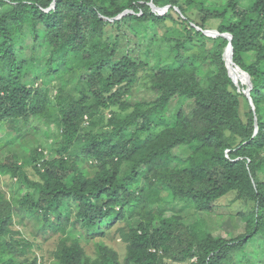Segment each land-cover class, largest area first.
Masks as SVG:
<instances>
[{
	"label": "trees",
	"instance_id": "obj_1",
	"mask_svg": "<svg viewBox=\"0 0 264 264\" xmlns=\"http://www.w3.org/2000/svg\"><path fill=\"white\" fill-rule=\"evenodd\" d=\"M208 1L0 0V123L28 131H38L35 121L45 129L53 123L63 137L62 155L32 159L40 180L28 177L25 158L0 163V175L28 186L9 198L0 193V264H38L37 257H25L35 241L15 237L22 233L13 229L16 212L33 217L35 238L61 236L50 264H118L114 250L100 247L93 261L68 236L70 228L90 234L116 222L124 223L119 233L134 264H244L238 255L264 236V0L250 6ZM152 4L170 7L159 14ZM189 8L200 11V21ZM211 20L233 36L234 66L252 78L255 110L247 86L229 73L224 54L230 40L203 32ZM168 21L177 24L172 32ZM135 25L147 37H156L149 32L154 26L170 30L166 58L161 45L155 51L164 65L151 68L130 48ZM195 38H210L215 47L206 53ZM124 41L128 50L119 56ZM209 59L217 69L204 85L198 71ZM141 73L155 98L132 103ZM63 75L85 85L77 99L67 98L62 87L55 99L42 88ZM175 98L193 100L195 108L191 115L178 110L171 122L168 107ZM106 113L108 130L96 131ZM230 193L251 204L245 232L237 236L214 235L202 219L189 224L180 214H164L165 203L175 201L212 212Z\"/></svg>",
	"mask_w": 264,
	"mask_h": 264
},
{
	"label": "rangeland",
	"instance_id": "obj_2",
	"mask_svg": "<svg viewBox=\"0 0 264 264\" xmlns=\"http://www.w3.org/2000/svg\"><path fill=\"white\" fill-rule=\"evenodd\" d=\"M184 3L187 0H182ZM228 0H209L207 3L211 4L214 2H219L220 4H224ZM254 0H243V4L245 6H250ZM159 14H163L158 12ZM190 17L201 20V13L199 10L189 8ZM177 17L176 14H174ZM172 30L176 27L175 21L167 22ZM218 21L211 20L209 22V29L214 30ZM151 28V27H150ZM135 29L138 35L132 38L129 36V39L132 41V45L130 48L135 50L136 56L139 59H144V61L148 62L151 68L157 69L160 65H164L166 60H164L167 56L166 47L170 44L168 42V36H170V30L166 29L163 26H154L151 31L157 34L156 37L151 34L150 36L144 35L143 28L139 25H135ZM127 41V39H125ZM124 43V44H123ZM123 47L119 51V56L124 54L128 47H126V42L124 41ZM204 43V51L207 53L211 49L215 47L214 40L208 38L205 40L195 38L194 44L197 46L202 45ZM161 45L163 51V58L157 59L155 55L156 48ZM127 49V50H126ZM250 59L252 60L251 56ZM200 64V62H199ZM236 67V66H235ZM35 69V68H34ZM217 69L216 65L212 62V60H208L206 62L201 63V66L198 71L199 78L203 81L204 85H207V81L205 80V76L208 72H215ZM36 70V69H35ZM44 71V69H43ZM237 74V73H236ZM144 74L141 73L140 79L137 82L135 88L132 89L129 101L132 103H136L139 101H150L155 98L153 92H150L147 87L144 86L143 82ZM243 78L237 75V81H241ZM58 81H53L52 78L49 79V83L42 86L45 88L47 94H50L52 98L55 99L59 96L57 93V88H63L64 95L67 98L77 99L80 94L86 90V87L83 83H81L76 77L69 78L65 75L57 78ZM52 82V83H51ZM56 86V88H55ZM61 88V89H62ZM62 91V92H63ZM248 97V94H246ZM249 103L252 105L249 97ZM246 99L242 101V112L246 111ZM57 104V101H55ZM168 112V120L171 122L174 120L175 114L178 110L183 109L188 115H191L194 108L195 103L193 100H184L175 98L169 105ZM120 116H125L127 112L118 111ZM110 114L106 113L104 121L101 120L96 127V131H106L109 128ZM96 121H99L97 118ZM36 126H38V131L30 130L28 131L24 127L15 126L12 127L9 123H0V163L8 162L12 163L14 159L17 160H25L27 159L30 163L26 166V172L28 177L31 180H40V177L35 168V163L32 162V159L35 157L37 159H51L54 157H58L62 155L60 153V149L63 144L62 131L58 128L56 124H51V127L46 128V126H42V122L35 121ZM88 120L86 119L85 127L88 131L91 128ZM41 128V129H40ZM94 128V127H93ZM134 126L128 129L129 133H132L134 130ZM75 150L81 147V144L74 143ZM184 153V152H183ZM34 160V159H33ZM127 165L125 166V170ZM144 181H140V185L143 186ZM21 188H28V186L21 181L18 177H12L9 173H4L0 175V193H3L7 198L11 196L13 192L18 193ZM30 192L34 196H38V190L31 188ZM16 195V194H15ZM162 195L168 198V190L163 189ZM14 200V199H13ZM17 198L15 199V203L17 202ZM154 207L156 206L153 205ZM165 216L170 217L174 214H180L184 217L185 222L191 224H197L199 220H205L207 222L208 228L214 235H224L226 236L229 233H232L233 236H237L245 232V225L247 224L246 214L249 213L251 209V204L245 202L244 200L235 199V194L230 193L227 196L222 197L218 201L215 202L213 206L212 212H204L198 211L193 204L187 203L184 201H175L174 203H165ZM15 223L13 224L14 230H21L22 233L15 234V237L20 239L23 236H27L29 239L34 240V245L31 248H28L25 254V257L32 259L34 257L38 258V264H50V262L54 259V252L57 250L61 236L59 234H55L49 239H44L42 235H38L36 238L33 234V229L36 225L34 219L31 215L26 212H16L14 216ZM124 223L116 222L111 227H103V229L99 230L97 228H92L90 234L83 228L77 229H69L68 236L70 238V242L74 239H78L82 245L84 246L86 254L90 257L91 260H96L99 257L100 247H107L117 255L118 264H134L127 260V243L121 238L119 233V228H121ZM257 242L251 243L246 253H240L238 258L240 262L244 264H264V236L258 235ZM261 246V247H260ZM263 246V248H262ZM22 258V257H21ZM168 264H190L187 262H172L170 260L167 261Z\"/></svg>",
	"mask_w": 264,
	"mask_h": 264
},
{
	"label": "water",
	"instance_id": "obj_3",
	"mask_svg": "<svg viewBox=\"0 0 264 264\" xmlns=\"http://www.w3.org/2000/svg\"><path fill=\"white\" fill-rule=\"evenodd\" d=\"M169 7L170 6L158 7L154 4H152L153 11L161 12L163 14L168 11ZM123 15L124 14H122L121 16H123ZM203 32L208 36H212V37L224 36L230 40V43L228 44V46L225 50V54H224L225 60L227 62V67L229 69V73L231 74V76L235 82L237 81V75L241 76V78H243L241 80V82L247 86V94H248V97L252 103L253 109L255 110V106H254L253 100H252L251 95H250L251 90L253 89V86H254L252 78H251L250 74L248 72H246L245 70H243L240 66H238V65H236V67L234 66L235 65V63L233 62L234 47L231 43L233 36L230 33H221L217 29H214V30L206 29ZM256 132H257V130H256Z\"/></svg>",
	"mask_w": 264,
	"mask_h": 264
}]
</instances>
